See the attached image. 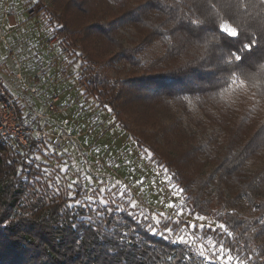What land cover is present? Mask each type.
I'll use <instances>...</instances> for the list:
<instances>
[{"label": "trees", "instance_id": "1", "mask_svg": "<svg viewBox=\"0 0 264 264\" xmlns=\"http://www.w3.org/2000/svg\"><path fill=\"white\" fill-rule=\"evenodd\" d=\"M146 2L51 0L45 7L67 46L81 51V79L86 89L100 104L110 106L124 126L128 115L133 118L136 127L126 128L166 160L185 190L186 203L196 213L215 220L219 213H235L224 216V221H235L232 230L242 257L264 260V97H257L255 104L248 98L249 102L242 100L235 106L228 98L225 103L209 96L204 89L208 74L198 60L204 51L197 44L199 37L181 26L174 29L169 13L161 8L152 7L140 18L132 15L135 7ZM252 30L259 38L257 25L253 24ZM127 31L135 36L130 45L125 44ZM162 32L172 37L171 45L179 51L171 49ZM155 41L162 45L161 53L143 61L139 54ZM260 56L264 49L250 59ZM117 63L121 67L116 68V74H109L107 68ZM183 96H189L203 111L205 117L196 120L198 133L186 131L182 125L178 111L179 107L187 109ZM163 118L174 125L161 123ZM161 131L165 135L171 131L177 138V144L171 145L175 152L157 139ZM198 134H202L201 141ZM209 144L213 150H208ZM21 150L20 145L0 135V264H152L151 257L163 264L160 257L181 255L180 245L151 234L127 211L105 214L106 224L98 226L91 209L79 205L67 208L68 198L62 194H26L30 183L20 173ZM204 150L208 153L201 156ZM250 159L259 160L255 169L248 167ZM207 164H211L209 171L205 170ZM216 177L233 186L231 194L221 186L212 193ZM239 199H244L252 216L235 209ZM90 214L91 224L85 216ZM113 217L128 225L120 231L129 233V243L118 245L112 239L109 224L115 223Z\"/></svg>", "mask_w": 264, "mask_h": 264}, {"label": "rangeland", "instance_id": "2", "mask_svg": "<svg viewBox=\"0 0 264 264\" xmlns=\"http://www.w3.org/2000/svg\"><path fill=\"white\" fill-rule=\"evenodd\" d=\"M50 3L51 0H0V57L5 58V71L9 76L7 88L24 119L39 128L45 126L47 131L29 149L21 150L24 161H21L20 173L30 183L26 194H62L68 198L67 203L72 202L73 206L79 205L86 211L91 209L95 215L96 210L106 208L133 211L129 201H135L138 205L136 220L142 222L140 212L149 218L152 214L159 218L160 213L175 216L184 204L181 219L191 220L187 211L191 207L186 203L185 193L173 194L174 189L166 182V174L160 165L167 167L172 174L174 171L165 159L126 128L136 127L133 118L128 115L127 126H124L113 109L100 104L97 96L82 83L83 55L80 50L67 46L66 39L57 31L59 25L45 7ZM5 14H11L16 22L9 31L4 28ZM132 32L126 33V45L132 44L131 40L135 38ZM161 51L162 45L155 41L139 56L143 61H149ZM120 67L121 64L117 63L108 67L107 72L115 75L116 68ZM227 98L235 106H239L242 100L249 102L244 93H229ZM178 114L186 131L199 132L196 120L205 116L195 101L187 104V109L179 107ZM161 123L174 125L169 118H163ZM210 131L209 127L208 133ZM201 136L198 134L197 140L201 141ZM157 139L175 152L172 146L177 144V138L171 131L167 135L161 131ZM209 145L208 150H213V145ZM145 149L150 151L154 160L148 158ZM208 150H204L201 156ZM259 163V160L250 159L247 164L250 169H255ZM210 168L211 164H207L205 170ZM73 181L78 182L74 188L75 198L82 204H75L73 197L67 195L68 186ZM173 183L183 188L175 174ZM80 185H88V188L82 189ZM218 186L228 195L233 190V186H227L226 179L216 177L211 186L212 193ZM121 193L125 194L122 196ZM88 196L92 197L91 204L86 200ZM101 199L109 203L102 204ZM170 202L175 203V209L166 207ZM235 209L252 216L244 199L237 200ZM206 217L207 222L215 220ZM159 227L163 230L162 225Z\"/></svg>", "mask_w": 264, "mask_h": 264}, {"label": "snow or ice", "instance_id": "3", "mask_svg": "<svg viewBox=\"0 0 264 264\" xmlns=\"http://www.w3.org/2000/svg\"><path fill=\"white\" fill-rule=\"evenodd\" d=\"M152 7L168 12L169 22H174V29L175 26H181L199 37L197 44L202 45L204 51L198 60L202 61L201 69L208 74L204 89L209 96L229 103L227 94L244 93L254 104L258 103L257 97H264V56L255 60L250 59L256 55V52L264 49V0H172V3H168L167 0H147L142 6L135 7L132 15L140 18L142 13ZM253 24L257 25L259 38L256 31L252 30ZM156 27L159 31L160 26ZM162 35L173 51H179L171 45L172 37L167 32H162ZM181 99L185 104L192 103L189 96H183ZM196 99L201 103L204 102L200 96ZM108 110L111 111L110 108ZM144 151L148 153L150 160H154L148 149ZM160 167L166 174L169 187L174 189L173 194L176 196L184 194L185 190L173 183L174 174L167 167L163 165ZM77 183L73 181L68 186L67 195L73 197L75 204H82L80 199L75 198L74 188ZM80 187L86 190L88 185H80ZM124 194L121 193L122 196ZM86 200L88 204L92 203V197L88 196ZM100 203L107 205L109 201L101 199ZM129 205L133 211L118 207L96 210L95 223L104 226L105 214H111L116 210L127 211L128 216L135 220L137 215L135 209L138 205L135 201H129ZM66 207L71 209L73 203L69 202ZM166 207L175 209L176 205L170 202ZM184 210L185 205L181 204L175 216L160 213L159 218L156 214H152L149 218L145 213H139L148 232L168 239L171 244L181 246L179 257L173 255L160 257L163 264H174V262L175 264H249V262L264 264V260L254 259L251 255L246 259L242 257V250L236 246L232 230L236 227V223L224 221V216H234L235 213H219L216 220L207 222V217L196 213L194 208L187 210L188 215L192 216L191 220L181 219ZM113 220L115 221V217ZM92 222L93 218L90 216L89 223ZM136 223L139 224L140 220H136ZM261 224L264 225V220ZM161 225L163 230L159 227ZM109 226L113 228L112 239L116 240L118 245L130 242L129 233L120 231L122 227L128 225L115 221ZM151 259L152 264H157V257Z\"/></svg>", "mask_w": 264, "mask_h": 264}, {"label": "built area", "instance_id": "4", "mask_svg": "<svg viewBox=\"0 0 264 264\" xmlns=\"http://www.w3.org/2000/svg\"><path fill=\"white\" fill-rule=\"evenodd\" d=\"M15 24L11 14L4 15V28L9 31ZM47 133L46 127L39 128L27 122L14 97L10 94L4 78L0 75V135L11 139L23 149L31 146L33 140Z\"/></svg>", "mask_w": 264, "mask_h": 264}, {"label": "crops", "instance_id": "5", "mask_svg": "<svg viewBox=\"0 0 264 264\" xmlns=\"http://www.w3.org/2000/svg\"><path fill=\"white\" fill-rule=\"evenodd\" d=\"M0 75L4 78L5 82L9 80V76L7 72L5 71V58H1V57H0Z\"/></svg>", "mask_w": 264, "mask_h": 264}]
</instances>
